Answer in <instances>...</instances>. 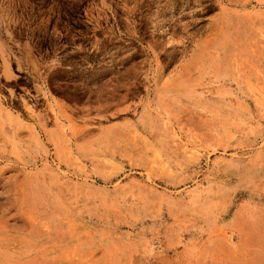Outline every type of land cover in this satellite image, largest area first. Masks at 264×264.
Listing matches in <instances>:
<instances>
[{
    "label": "rangeland",
    "instance_id": "obj_1",
    "mask_svg": "<svg viewBox=\"0 0 264 264\" xmlns=\"http://www.w3.org/2000/svg\"><path fill=\"white\" fill-rule=\"evenodd\" d=\"M0 264H264V0H0Z\"/></svg>",
    "mask_w": 264,
    "mask_h": 264
}]
</instances>
